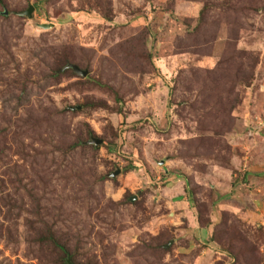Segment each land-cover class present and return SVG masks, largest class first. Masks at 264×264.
<instances>
[{
	"label": "rangeland",
	"instance_id": "374dc122",
	"mask_svg": "<svg viewBox=\"0 0 264 264\" xmlns=\"http://www.w3.org/2000/svg\"><path fill=\"white\" fill-rule=\"evenodd\" d=\"M52 234L264 264V0H0V264H67Z\"/></svg>",
	"mask_w": 264,
	"mask_h": 264
},
{
	"label": "trees",
	"instance_id": "16d2710c",
	"mask_svg": "<svg viewBox=\"0 0 264 264\" xmlns=\"http://www.w3.org/2000/svg\"><path fill=\"white\" fill-rule=\"evenodd\" d=\"M34 7H35V10H37L38 8H40L39 7V5H34ZM5 14H7V13H5ZM67 64V66L68 65H75V64H73L71 61H66L63 65L65 66ZM77 66V65H76ZM79 67V66H78ZM80 69H82L81 67H79ZM60 73H62L60 70H58ZM63 73H69L70 75H72V76H75V77H79L75 72H74V70L73 69H71V68H67ZM81 77V76H80ZM238 85H247L246 84V82L244 81V80H240L239 81V83H238ZM74 109H76V108H74ZM93 139H95V138H90V139H88L87 140V145L88 146H90V148H92V149H94L95 148V146L96 145H94V144H90V141H92ZM200 228H203V229H205V227H203L202 225H200L199 226ZM50 242H52L53 244H54V246L56 247V248H58L59 250H60V252L62 253V255H63V260H64V262L65 263H67V264H69L68 263V260H70L71 261V263L72 264H75L74 263V261L72 260V256H70V252L68 251V249L66 248V246L65 245H63V244H61V242H60V239L59 238H57V237H54V234H52L50 237H48L47 238Z\"/></svg>",
	"mask_w": 264,
	"mask_h": 264
},
{
	"label": "water",
	"instance_id": "95a60500",
	"mask_svg": "<svg viewBox=\"0 0 264 264\" xmlns=\"http://www.w3.org/2000/svg\"><path fill=\"white\" fill-rule=\"evenodd\" d=\"M35 11V7L34 6H30L29 9L26 11V12H23V13H20L19 15L20 16H25V17H28L30 18L32 13ZM40 28L42 29H45V30H48V29H51L54 27L53 24H40L38 25ZM67 68H71L74 70V72L81 76V77H87L88 75V72L87 71H84V70H81L79 67L75 66V65H68ZM78 109H80V107H78ZM90 144H94L96 146H98L99 144H102V141L101 140H97V139H93ZM116 174H114L113 176H115ZM68 263L69 264H72L70 260H68Z\"/></svg>",
	"mask_w": 264,
	"mask_h": 264
}]
</instances>
